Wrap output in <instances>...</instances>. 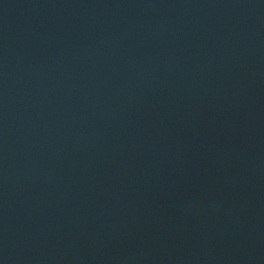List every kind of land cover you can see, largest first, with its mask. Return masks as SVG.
<instances>
[{
  "label": "water",
  "instance_id": "95a60500",
  "mask_svg": "<svg viewBox=\"0 0 264 264\" xmlns=\"http://www.w3.org/2000/svg\"><path fill=\"white\" fill-rule=\"evenodd\" d=\"M0 264H264V0H0Z\"/></svg>",
  "mask_w": 264,
  "mask_h": 264
}]
</instances>
